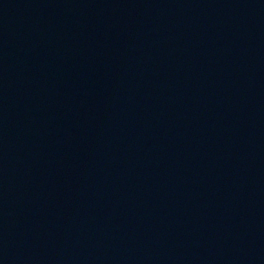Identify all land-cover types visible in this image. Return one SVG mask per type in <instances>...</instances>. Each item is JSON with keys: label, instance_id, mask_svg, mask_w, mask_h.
<instances>
[{"label": "water", "instance_id": "obj_1", "mask_svg": "<svg viewBox=\"0 0 264 264\" xmlns=\"http://www.w3.org/2000/svg\"><path fill=\"white\" fill-rule=\"evenodd\" d=\"M0 264H264V0H0Z\"/></svg>", "mask_w": 264, "mask_h": 264}]
</instances>
